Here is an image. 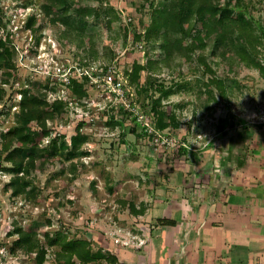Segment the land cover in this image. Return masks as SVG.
<instances>
[{"label":"rangeland","instance_id":"rangeland-1","mask_svg":"<svg viewBox=\"0 0 264 264\" xmlns=\"http://www.w3.org/2000/svg\"><path fill=\"white\" fill-rule=\"evenodd\" d=\"M42 1L0 0V37L6 33L10 34L11 44L14 47L13 62L15 64L12 70L14 79L12 80L11 77L6 83L0 81V92L4 90L0 97V130H5L14 121L13 112L19 109L17 102L19 88L28 85L29 79L36 77L45 80L44 76L49 73L51 77L58 73L61 78H65L68 74L72 75L75 70L68 67V65L75 64V61L72 59V51L67 48L74 49L75 47L73 44L69 46L59 44L55 32L52 28L50 29L51 22H49V16L43 11ZM74 1L82 2L89 7L111 3L119 11L118 24H115V29L117 25L122 24L130 28V23L140 28L142 23L148 21L151 9L149 5L151 0ZM152 1L156 4L158 0ZM246 6L253 17L264 26V0H247ZM30 12L35 13L36 23L41 25L36 33L43 31L36 44L33 43L32 33L24 24ZM85 32L95 36L96 47L99 50H102L104 46L115 47L118 55L116 67L124 77L125 68L131 71L135 69L136 64L145 65L139 71L141 75H145L148 70L152 69L151 65L147 66V61L157 58L155 50H146L134 45L130 34L124 47L121 48L119 44L122 40L119 38L114 41L111 38L112 31L102 24L98 29L88 27ZM210 50L208 46L205 54L211 61V67L215 73L219 76L236 77L245 86L239 90L234 89L233 95H227V97L215 91L214 99L209 101L205 100V94L197 95L195 90L197 87L164 97L161 103L167 110L173 108L174 102L181 104L175 108V111L182 125L172 131L167 129V141L163 143L160 139L156 141L154 138L139 137L132 133L129 129L132 127L130 118L126 119L124 129L119 126L111 128V125L105 121L108 109L114 106V110H118L117 103L122 99L113 98L111 101L106 99L107 93L101 91L95 84L89 87V95L85 100L87 108L81 106L78 99L72 97L66 86L56 85L58 91L63 88V94L66 95L68 91L72 103H68L69 108L64 116L49 119L47 123L52 126V129L65 132L67 136L74 131L76 123L83 120L82 130L88 135V140L80 146V149L86 152L78 159L67 160L61 156L43 161L38 159L37 166L31 171L35 187L33 191L24 194L13 195L9 189H5L9 173L0 170V264H35L33 254L26 255L18 251L13 254L9 250L11 242L16 237L14 233L9 234V230L13 229L15 223L24 228L33 227L36 224L34 226L37 236L43 241H45L44 232L46 231L51 235L61 233L66 238L84 237L89 239L94 249L100 248L105 253L116 254L117 264H127V258H123L120 254L126 249L141 247V244L136 246L132 242L133 239L136 241L139 235L134 228L132 231L129 229L126 235L120 234L124 233L125 229H121L116 222L125 221L129 224L132 219L130 205L135 206L133 201L138 200L135 197L139 195L137 194L139 186L136 182L133 183L127 179L130 173L135 175L141 173L140 168L143 167L141 162L144 157L170 159L179 157L183 153H194L190 148L213 134L218 117L228 113L232 114L231 118L234 122L237 117L245 119L248 123L264 122V78L259 76L256 69L246 67L243 63L235 60L229 63L225 56L232 55V52L228 49L223 51L224 57ZM261 51L264 57V47ZM180 59L170 60L168 66L164 67L156 78L168 84L173 80L195 81L200 77L201 72L197 70L196 62H185L182 57ZM100 60L97 58L90 62V65H84L83 68L94 69L99 65ZM209 75V72L205 73L202 79L206 81ZM76 76L80 78V75ZM56 88L54 91H57ZM49 98L52 99L51 95ZM205 103L208 107L214 108L212 115L209 113L211 111L204 107ZM135 104L139 105L137 101ZM8 111L9 113L6 114ZM188 121L190 124H187ZM123 132L125 135L122 140L121 133ZM182 140L187 145L185 146L186 152L177 150ZM43 143H46L45 139ZM3 155L4 152L1 157ZM0 165H9V163L0 159ZM133 235L136 237L132 239ZM122 240L127 241V244H124ZM52 250V248L48 249L42 264H58ZM90 264L108 263L102 260Z\"/></svg>","mask_w":264,"mask_h":264},{"label":"trees","instance_id":"trees-1","mask_svg":"<svg viewBox=\"0 0 264 264\" xmlns=\"http://www.w3.org/2000/svg\"><path fill=\"white\" fill-rule=\"evenodd\" d=\"M247 0H158L153 4L151 0L149 19L142 23L140 29L132 23L130 28L117 25L119 11L111 3H102L89 7L82 2L74 0H43L41 6L45 14L49 16L52 28L59 44L64 46L74 45L72 59L78 66H88L90 62L100 58L99 65L89 69L94 75L99 73V68H105L108 64L117 63V50L112 46H104L103 51L96 47V38L93 34L85 32L88 27L99 28L102 24L112 31L111 38L114 41L122 40L119 47L123 48L127 37L131 36L134 45L143 49L155 50L157 58L147 61L148 70L145 75L139 73L144 68L143 64H136L135 69L125 68V76L136 92V101L144 113L153 117V127L161 132L171 131L182 125L175 108L180 103H173V108L167 110L162 105V99L173 93L189 88L197 87V95L205 94V100L214 99L215 91L223 93L225 97L233 95L234 89L245 86L236 77L219 76L211 67V61L207 59L205 49L210 46V52L224 57V50H229L232 55L225 56L229 63L238 61L246 67L254 68L260 77L264 78V26L253 17L246 6ZM131 19H129L130 21ZM34 12L27 14L25 27L33 35V43H38L43 31H39L41 25L36 23ZM59 25H58V24ZM200 23V26H199ZM114 30V31H113ZM114 32V33H113ZM10 34L0 37V81L6 83L14 79L12 70L14 47ZM183 58L185 62H196L200 77L194 80H173L166 84L165 81L156 78L159 72L173 58ZM181 62L179 61V65ZM209 72L206 81L202 79ZM31 78L28 85L21 86L19 92V109L13 112V122L5 130H0L1 145L0 159L7 161L9 165H0V170L9 173L5 183V189L11 194H24L34 189V178L31 173L35 169L38 159L42 161L48 158L61 156L67 160L79 158L84 154L80 146L88 140V135L82 130L83 120H79L74 131L67 135L64 133L52 134V127L47 123L48 119L60 118L69 108L68 100L61 98H49V91H54L60 81L55 78ZM88 74L83 73L80 78L70 77L66 84L72 97L78 99V103L87 108L84 101L89 95L91 83ZM191 85H190V84ZM0 92V97L3 94ZM205 101V102H206ZM112 105V104H111ZM108 109L105 121L111 128L125 127L127 118H130L131 132L139 137H152L144 129L143 125L130 115L122 103H117ZM213 114V107H208ZM9 111L6 113L8 114ZM130 116V117H129ZM193 116L194 113H193ZM228 113L218 117L216 131H222L228 125L242 123L244 119L237 117L235 122ZM237 121V122H236ZM234 122V123H233ZM187 124H190L188 121ZM125 133H121L122 140ZM184 138V137H183ZM46 140L44 144L43 141ZM178 151H187L186 143L182 140ZM2 152H4L3 157ZM184 154V153H183ZM41 161V162H42ZM130 210H134L130 205ZM161 223H172V219L159 218ZM36 225V224H34ZM24 228L15 223L9 234H16L10 244L11 253L21 252L26 255H34L35 264H42L49 248H52L58 264H90L105 260L108 264H117L118 256L114 253H105L100 248L94 249L89 239L84 237L66 238L61 233L55 235L45 233V241L37 236L36 227Z\"/></svg>","mask_w":264,"mask_h":264},{"label":"crops","instance_id":"crops-1","mask_svg":"<svg viewBox=\"0 0 264 264\" xmlns=\"http://www.w3.org/2000/svg\"><path fill=\"white\" fill-rule=\"evenodd\" d=\"M190 149L146 156L141 173L128 175L138 200L130 223H116L145 242L120 256L127 264H264V122L244 119Z\"/></svg>","mask_w":264,"mask_h":264},{"label":"built area","instance_id":"built-area-1","mask_svg":"<svg viewBox=\"0 0 264 264\" xmlns=\"http://www.w3.org/2000/svg\"><path fill=\"white\" fill-rule=\"evenodd\" d=\"M128 19H130V17H128ZM68 67H69V69H71V68L75 69L73 71L72 75L68 74L65 78L64 77L61 78V76L58 75V73H55L52 77L50 76V73H49L47 76H44V78H47L49 76H50V78H54V77L58 76L56 78L60 81V84L66 86V84L69 82L71 76H74L77 78V76H76L77 74L80 76L83 73L88 74V76L90 77L91 83H93L97 87H99L101 91L107 93L105 96L106 99H108L110 101L113 98L122 99L118 103L125 104L124 106L129 111L130 115L136 117V119L141 123V125H143V127L147 131V133L152 136L151 137L152 139L154 138V140H156V141L160 139L162 143L167 141V135L164 132L158 131L153 127V124H152L153 117L151 115H148V114L144 113L143 111H141L139 106L137 104H135V102H136L135 89L128 83L126 76L124 77V76H122L121 72H118V69L116 67L115 62L108 64L105 68H99V73L96 75H94L90 72L89 69H91V68H89V69L83 68L84 66H82V67L78 66V64L76 62H75V64L68 65ZM64 68L66 69L67 66L65 65ZM81 68H83V69H81ZM62 76H64V75L62 74ZM56 90H57V88H56ZM61 91H58V90L57 91H50V92H53L54 94H51L49 92V95H51L52 99L57 98V97L61 98V99H67L68 103L71 104L72 103L71 98H70L71 96L69 95L68 91H67L66 95L63 94V88L61 89ZM20 96H21V94H20V92H18V98H17L18 103H19ZM86 104H87V102H86ZM16 107H17V103H16ZM14 111H17V110L15 109ZM91 119H93V118H91ZM60 133H65V132H61V131H57V130L52 129V134H60ZM135 237L136 236L133 235L132 239ZM134 240L135 239H133L132 242L135 243L136 246H139L140 244L142 245L144 243V239H136V241H134ZM122 242L124 244H127V241H125V240H122Z\"/></svg>","mask_w":264,"mask_h":264}]
</instances>
